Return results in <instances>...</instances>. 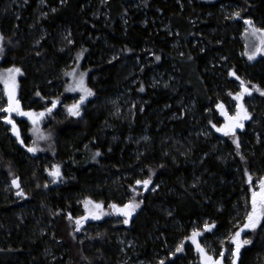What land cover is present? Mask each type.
Returning a JSON list of instances; mask_svg holds the SVG:
<instances>
[{"label":"trees","instance_id":"trees-1","mask_svg":"<svg viewBox=\"0 0 264 264\" xmlns=\"http://www.w3.org/2000/svg\"><path fill=\"white\" fill-rule=\"evenodd\" d=\"M248 26L264 31V0H0V73L19 69L31 114L21 143L0 114V264H202L201 242L264 264V216L232 240L264 179ZM238 93L250 119L226 135Z\"/></svg>","mask_w":264,"mask_h":264},{"label":"rangeland","instance_id":"rangeland-1","mask_svg":"<svg viewBox=\"0 0 264 264\" xmlns=\"http://www.w3.org/2000/svg\"><path fill=\"white\" fill-rule=\"evenodd\" d=\"M243 40H245L246 45V54L245 56L249 58V56H252L254 58H257L259 56H262L264 54V31L261 29L251 28L248 26L244 30ZM253 58V59H254ZM16 69H10L3 71L0 73V114L2 116V121L4 124L9 127L11 130L13 137H16L17 140L21 143V136L19 131L17 130V122L19 119H22L25 117V115H20V111L23 109L21 108V103L18 98V90H19V72L15 71ZM70 77L73 79L71 84H74L72 86L73 92L78 93L80 96H77V107L81 106V103L85 102L90 96H89V90L88 87L83 80L84 77L78 72V69L73 70L70 73ZM243 87V86H242ZM10 97H11V103H10ZM235 99V107L233 111L228 110L227 108L219 105L221 118H223L224 123L221 128L222 132H237L238 130L242 131L245 127L246 122L250 119V115L248 114L247 108L244 105L243 96L238 93L234 96ZM5 109H16L15 111L9 110L5 111ZM25 113V111H23ZM247 116V118H245ZM8 120H11L12 123H8ZM239 125H242L240 127ZM15 126V127H14ZM53 173V171H50V174ZM262 182H264V179L258 184L257 189H255L252 192V201L253 202V193H257L256 197V212L253 213V210L249 212V214H253L254 220H258L256 223L255 228L242 226L239 233L241 234L243 231L247 230H255L257 229V226L262 221L264 216V206L261 205V193H262ZM118 211V209H116ZM116 211V212H117ZM122 213H127L126 211L120 210L119 213L117 212V215ZM246 218V224H249L250 221L248 220V216ZM111 214L109 212L105 213L104 217H108ZM125 215V214H124ZM80 225L81 227H84L86 223V219L81 218ZM245 224V225H246ZM235 238V239H234ZM232 240L238 241L239 237H234ZM196 240L199 241L198 235L196 234ZM197 250L201 254V262L202 264H226L225 261H223V255L222 253H218L215 249H212L210 245H204L201 242V245H197ZM202 250V251H201ZM225 255V254H224ZM211 258V259H209ZM142 264V263H140Z\"/></svg>","mask_w":264,"mask_h":264},{"label":"snow or ice","instance_id":"snow-or-ice-1","mask_svg":"<svg viewBox=\"0 0 264 264\" xmlns=\"http://www.w3.org/2000/svg\"><path fill=\"white\" fill-rule=\"evenodd\" d=\"M246 23H251V22L250 21H246ZM253 58L254 57L249 56V59H253ZM15 71L16 72H19V69H16ZM88 94L91 95L90 92ZM262 94H264V93H262ZM10 103H11V97H10ZM53 107H55V104H53ZM74 107H76V106H74ZM9 110L15 111L16 109H5V111H9ZM49 111H51V110L49 109ZM69 111L72 112L71 109H69ZM20 114L21 115H31L29 113H20ZM72 114L78 115L79 113L78 112H73ZM40 115L42 116L43 113H41ZM245 118H247V116ZM8 123H12V121L11 120H8ZM239 126L242 127V125H239ZM225 134L227 135V132ZM29 151H33V149H29ZM51 175L58 176L59 175V169H57L55 172L51 173ZM149 182L150 181H147V180L146 181H143V183H144L145 186H147L149 184ZM14 183H15V181H14ZM137 183L139 184L141 182L140 181H137ZM262 185H264V182H262ZM19 194L22 195V193H19ZM257 195H258L257 193H255V192L253 193V213L256 212V203H257L256 202V197H257ZM260 195H261V201H260L261 202V205L264 206V186H262V193ZM97 207H99V205H97ZM113 207H115V206H113ZM125 207L126 208H133L134 209L135 207H138V205H126ZM124 214L125 215H130L131 213L130 212H127V213H124ZM94 218H98V217H94ZM248 220L250 221V223L249 224H246L245 227L246 228H248V227L255 228L256 227V223L258 222V220H254L253 214H249ZM77 223H79V221H77ZM124 223H128V220L126 219L124 221ZM194 235H196V233H194ZM239 235H240V233L237 232L236 233V238H238ZM243 243L247 244V243H249V241H244ZM239 247H240V245L237 244V252L239 251ZM177 250L179 251L180 249H177ZM209 259H211V258H209ZM161 264H163V262H161Z\"/></svg>","mask_w":264,"mask_h":264},{"label":"water","instance_id":"water-1","mask_svg":"<svg viewBox=\"0 0 264 264\" xmlns=\"http://www.w3.org/2000/svg\"><path fill=\"white\" fill-rule=\"evenodd\" d=\"M20 113H23V110L22 111H20ZM21 115V114H20Z\"/></svg>","mask_w":264,"mask_h":264}]
</instances>
